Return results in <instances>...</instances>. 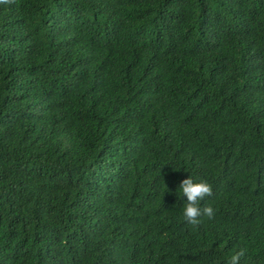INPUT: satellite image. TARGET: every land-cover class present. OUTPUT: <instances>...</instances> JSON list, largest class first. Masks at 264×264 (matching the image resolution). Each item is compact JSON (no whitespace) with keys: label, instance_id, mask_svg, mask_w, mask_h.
<instances>
[{"label":"trees","instance_id":"16d2710c","mask_svg":"<svg viewBox=\"0 0 264 264\" xmlns=\"http://www.w3.org/2000/svg\"><path fill=\"white\" fill-rule=\"evenodd\" d=\"M0 264H264V0H0Z\"/></svg>","mask_w":264,"mask_h":264}]
</instances>
